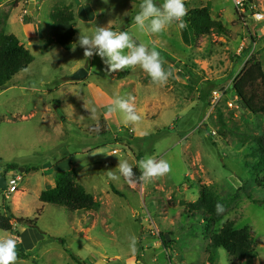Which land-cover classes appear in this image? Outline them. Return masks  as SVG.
<instances>
[{"label":"rangeland","instance_id":"1","mask_svg":"<svg viewBox=\"0 0 264 264\" xmlns=\"http://www.w3.org/2000/svg\"><path fill=\"white\" fill-rule=\"evenodd\" d=\"M142 2L79 0L94 9L92 23L82 20L86 10H78V0H49L42 7L38 0L31 10L40 33L26 45L34 60L8 88H0V215L3 197L13 215V231L0 230V236L17 240V264H76L71 255L84 264H209L210 238L228 222L248 229L256 258L246 263L218 249L215 264H264V183L257 182L260 171L264 177V115L247 114L232 90L249 59L264 69V28L242 19L229 0H183L187 11L209 5L211 19L224 32L195 37L185 16L183 30L173 25L159 34L147 28L141 33L132 18ZM28 4L0 0V32L27 43L20 19ZM255 4L264 12V0ZM68 5L76 34L65 51L53 45L50 13ZM95 27L127 31L159 51L172 73L166 85L153 83L139 66L108 73L99 56L85 57L80 30L91 35ZM79 69L86 75L71 80ZM115 96L135 97L142 117L137 126H125L119 114L104 116ZM138 155L166 160L171 171L129 183L119 175V161L135 167ZM7 164L18 170L6 171ZM70 170L98 201L97 211L40 202L54 176ZM15 174L21 178L17 192L8 194ZM202 186L225 203L217 224L203 222L194 210Z\"/></svg>","mask_w":264,"mask_h":264},{"label":"trees","instance_id":"2","mask_svg":"<svg viewBox=\"0 0 264 264\" xmlns=\"http://www.w3.org/2000/svg\"><path fill=\"white\" fill-rule=\"evenodd\" d=\"M50 20L53 45L59 46L65 51H70L76 34L72 7L68 5L54 8L50 13ZM23 22L28 25L31 22V17L26 15ZM186 22L195 37L206 36L213 31L224 32L221 23L211 19L209 5L188 10ZM255 37L256 33L254 31L250 33L251 41H254ZM33 60L34 58L30 52L15 36L0 32V88L9 83L20 72L26 70ZM232 90L247 114L252 116L264 115V69L260 62L254 58L249 59L243 70L234 79ZM253 140L261 142L259 138ZM136 160L137 162L141 160V155H138ZM259 162L261 166H264V154L260 157ZM5 168L6 171L18 170V167L14 164H7ZM257 168L260 169V167ZM133 171L136 177L141 175L137 164L133 167ZM261 173L262 171L258 173L257 182L262 186L264 181L261 182L260 180H264V177L260 179ZM75 178L76 173L74 170L57 173L53 178V183H49L47 189L40 194V202L74 212L93 213L97 211L99 208L98 201L86 193L84 188L75 182ZM140 183V181L134 182L136 185H140ZM112 192L117 194L115 190ZM5 200L6 198L3 197L5 214L0 215V230L11 233L13 231L11 224L13 215L9 206L5 205ZM217 203H221L225 209V203L216 193L210 187L202 186L194 210L203 218V222L214 225L221 221L223 214L217 215L215 210ZM256 203L258 204V202H254V204ZM259 203L264 204V201ZM29 224L34 227L33 222ZM160 239L163 245L166 246L161 234ZM253 243V238L248 229L239 230L235 228L232 222L225 223L220 231L210 238L211 252L208 254L207 261L209 264H215V251L223 249L227 253H231L234 259L250 263L256 258ZM70 258L76 264H84L72 255Z\"/></svg>","mask_w":264,"mask_h":264},{"label":"clouds","instance_id":"3","mask_svg":"<svg viewBox=\"0 0 264 264\" xmlns=\"http://www.w3.org/2000/svg\"><path fill=\"white\" fill-rule=\"evenodd\" d=\"M109 0H103L107 4ZM143 0L139 5V11L132 18L137 32L159 34L165 29L175 27L183 30L187 27L184 17L187 15L183 0ZM78 46L84 49V56L92 58L99 56L106 66L108 73L120 72L125 69L139 66L150 77L153 83L160 86L166 85L170 71L163 67L160 52L155 48H149L145 43H137L127 31H114L110 27H95L91 34H85L80 30ZM94 50H98L95 51ZM105 57L107 59H105ZM135 97L115 96L111 106L108 107L104 116L111 117L119 114L125 126H137L142 117L137 113L134 104ZM96 109L93 108L91 115L94 116ZM141 171L139 177L135 176L133 166L127 160L119 161L118 172L127 182H149L153 178L165 175L171 171V166L166 160H156L146 157L137 162ZM109 177L116 179L115 172L109 171ZM217 215L224 212V206L217 203L215 206ZM133 246L135 238H133ZM17 240L11 236H0V264H17Z\"/></svg>","mask_w":264,"mask_h":264},{"label":"built area","instance_id":"4","mask_svg":"<svg viewBox=\"0 0 264 264\" xmlns=\"http://www.w3.org/2000/svg\"><path fill=\"white\" fill-rule=\"evenodd\" d=\"M234 6L237 14L242 19L249 18L252 22L261 24L264 28V12L255 4L256 0H229ZM21 180L19 174H15L7 182V193L12 194L17 192V185Z\"/></svg>","mask_w":264,"mask_h":264},{"label":"crops","instance_id":"5","mask_svg":"<svg viewBox=\"0 0 264 264\" xmlns=\"http://www.w3.org/2000/svg\"><path fill=\"white\" fill-rule=\"evenodd\" d=\"M30 1H34V7H35V5H36V2L38 1V0H28V2H30ZM40 1V3L39 4H41V7L43 6V3L44 2H47V1H49V0H39ZM21 2H23V1H20V4H21ZM38 9L40 10V6H38ZM77 9V8H76ZM81 9H84V10H86V15L85 16H83V17H81L82 18V20H84L86 23H92L93 21H95V19H96V14H95V12H94V9L92 10L91 9V7H89V5L87 4V6H84V5H82V4H79V0H78V10H81ZM32 15H30V17H31ZM85 17V18H84ZM24 19V18H23ZM23 19H20V21H21V23H22V27H24V30H23V32H24V36H25V38H26V40H27V43H25L23 40H20V39H18L15 35H13V34H11V35H13V36H15L23 45H24V47L27 49V46L26 45H29V44H31V43H34L37 39L39 40L40 38V33H39V31H38V26L35 24V23H32V22H30L28 25H26V24H24V22H23ZM6 34V33H5ZM6 35H10V34H6ZM11 82V81H10ZM10 82L9 83H7L5 86H3L2 88L4 89V88H8L9 87V84H10ZM20 194L18 193V195H16V196H19Z\"/></svg>","mask_w":264,"mask_h":264},{"label":"water","instance_id":"6","mask_svg":"<svg viewBox=\"0 0 264 264\" xmlns=\"http://www.w3.org/2000/svg\"><path fill=\"white\" fill-rule=\"evenodd\" d=\"M34 8V1H30L28 4V12L27 15L30 16L31 15V10ZM85 72L82 69L77 70L72 76H71V80L73 81H79L81 80L84 76H85ZM24 170V169H23ZM23 170L19 169L18 173H21Z\"/></svg>","mask_w":264,"mask_h":264}]
</instances>
